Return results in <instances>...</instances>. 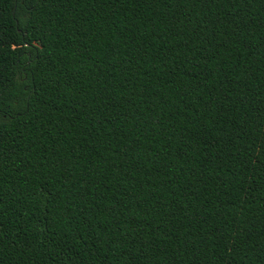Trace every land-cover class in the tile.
Wrapping results in <instances>:
<instances>
[{
    "label": "trees",
    "instance_id": "16d2710c",
    "mask_svg": "<svg viewBox=\"0 0 264 264\" xmlns=\"http://www.w3.org/2000/svg\"><path fill=\"white\" fill-rule=\"evenodd\" d=\"M0 264H264V0H0Z\"/></svg>",
    "mask_w": 264,
    "mask_h": 264
}]
</instances>
